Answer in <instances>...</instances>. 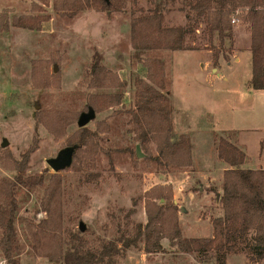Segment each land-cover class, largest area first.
I'll use <instances>...</instances> for the list:
<instances>
[{"label": "rangeland", "instance_id": "374dc122", "mask_svg": "<svg viewBox=\"0 0 264 264\" xmlns=\"http://www.w3.org/2000/svg\"><path fill=\"white\" fill-rule=\"evenodd\" d=\"M52 1L0 0V181L12 179L16 173L12 165L22 159L27 163L26 175L44 172L48 177L57 173L62 185V236L67 240L77 233L90 248L101 240L133 236L135 227L146 223L147 193L158 191L161 197L147 195L149 200L175 207L183 237H210L211 221L222 213L217 197L227 167L217 158L215 141L223 137L241 148L246 155L242 168H264V90H246L243 64L214 72L219 63L234 58L230 55L234 46L227 40L214 63L210 42L200 34L203 25L195 31L198 50H156L136 55L129 39V9L107 15L87 8L70 17L64 10H54ZM182 1L165 4L164 25L186 23L187 9L182 10ZM138 3L148 9L154 1ZM32 5L41 10H32ZM23 15L49 19L38 30L14 25L12 17ZM2 16L7 19L5 26ZM244 42L243 38L238 42L237 37L238 46ZM94 51L100 54L102 65L126 85L121 103L94 113L86 125L90 130L100 123L109 125L108 132L99 134L122 152L114 157L112 166L100 153L90 168L72 163L71 158L68 166L54 172L47 161L68 149L67 139L78 126L72 119L60 134H54L48 126L50 116L60 110L77 113L78 119L88 112L83 111L88 94L116 91L113 87H87ZM153 56L165 62L170 81L171 138L175 141L178 134L186 133L191 139L190 168L155 171L144 162L146 154L140 148L141 156L133 155L137 144L127 130L130 116L125 111L133 107L134 79L146 77L143 58ZM150 148L154 152V144ZM42 194L43 187L21 190L16 220L20 235L28 223L45 217L39 208ZM143 244L142 238L138 239L135 246L115 257L114 264H214L213 259L180 252L167 238L160 239L162 249L158 252L147 253ZM37 253L25 243L20 263L50 264ZM0 264H5L4 260ZM226 264H264V260L254 263L245 254L234 253L227 256Z\"/></svg>", "mask_w": 264, "mask_h": 264}, {"label": "trees", "instance_id": "16d2710c", "mask_svg": "<svg viewBox=\"0 0 264 264\" xmlns=\"http://www.w3.org/2000/svg\"><path fill=\"white\" fill-rule=\"evenodd\" d=\"M153 1V7L148 9L140 6L139 0H53L52 7L57 11L64 10L70 17L87 8L104 11L107 15L129 9V39L136 55L156 50H198L195 31L203 25L200 34L206 35L210 42L214 63L226 41L233 44V23L238 19L247 24L250 32L251 76L248 87L264 90V0H183L181 8L187 9L186 23L175 26L164 25L165 4L172 0ZM32 10L41 8L32 5ZM48 19L45 15H23L13 16L12 22L16 26L38 30ZM1 24H7L5 16L1 17ZM101 59L94 51L87 70V87H113L116 91L88 94L83 111L101 112L121 103L126 83L110 73ZM142 66L146 69V77L134 79L133 107L125 111L130 116L127 130L135 145L146 154L144 162L147 166L152 165L153 170L170 172L190 168V136L180 133L175 141L171 138L172 105L167 95L170 81L165 73V62L158 57H145ZM50 118L48 126L51 125L49 130L54 134H60L72 119L78 120L77 113L60 110ZM100 124L93 130L87 125L78 127L67 139L72 163H82L90 168L102 153L111 165L114 157L122 152L120 147L110 145L107 138L100 136L99 132L110 129L109 125ZM215 145L217 158L227 168L223 171L221 193L217 197L222 213L212 219L210 237H183L175 207L149 200L147 195L161 197L160 191H151L152 194L147 193L145 198L146 223L143 226L138 224L133 236L101 240L97 247L91 248L77 237V233L71 234L67 240L62 236L60 176L52 173L46 177L44 172L26 175V160L14 162V177L0 181V260L5 264H21L20 254L26 243L38 255L45 256L50 264H114L115 257L135 246L138 239L142 238L147 253H154L162 249L160 239L167 238L180 252L196 253L202 258L213 259L214 264H226L227 256L234 253H243L254 263L263 261L264 168H242L246 159L244 151L226 138L218 137ZM133 152L137 156L135 150ZM37 187H43L39 208L45 212V217L36 223H28L20 235L16 227L19 194L21 190L29 192Z\"/></svg>", "mask_w": 264, "mask_h": 264}, {"label": "crops", "instance_id": "0c3cea01", "mask_svg": "<svg viewBox=\"0 0 264 264\" xmlns=\"http://www.w3.org/2000/svg\"><path fill=\"white\" fill-rule=\"evenodd\" d=\"M237 37H238V42L240 41V38H243V41H245L243 46H238L237 45ZM233 48L231 49L230 55H234V58L232 60H225L226 62L224 63H219L216 67H214V72L218 73L219 70H222L223 68L226 69H233L235 66L236 68L241 67L243 64L244 67L243 69H246L247 71V76L243 78L244 85L247 87V91L255 92L259 90H251L248 87V80L250 79L251 76V54L249 51V45H250V32L248 30L247 24L242 23L238 19L233 23ZM224 64V65H223ZM224 79L226 80V76H224ZM230 141V140H229ZM225 167L224 169H226ZM223 169V170H224Z\"/></svg>", "mask_w": 264, "mask_h": 264}, {"label": "water", "instance_id": "95a60500", "mask_svg": "<svg viewBox=\"0 0 264 264\" xmlns=\"http://www.w3.org/2000/svg\"><path fill=\"white\" fill-rule=\"evenodd\" d=\"M94 112L89 110L88 112L82 113L77 120V126L83 127L87 124V122L92 118ZM6 145V141L2 142V146ZM136 155L137 157H140L139 147L136 146ZM71 161V150L65 149L59 152L58 156L55 159H50L47 161V164L49 167L54 171H58L60 169H63L64 167L68 166ZM80 229H82V226H80Z\"/></svg>", "mask_w": 264, "mask_h": 264}]
</instances>
